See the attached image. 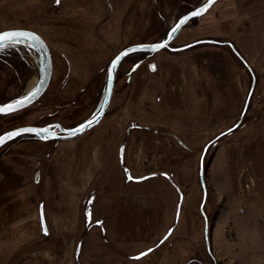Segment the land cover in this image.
<instances>
[{
	"label": "rangeland",
	"instance_id": "374dc122",
	"mask_svg": "<svg viewBox=\"0 0 264 264\" xmlns=\"http://www.w3.org/2000/svg\"><path fill=\"white\" fill-rule=\"evenodd\" d=\"M59 1L0 0V32L39 33L53 60L46 93L0 116V135L92 118L114 57L161 41L207 0ZM3 47L7 102L42 66L27 45ZM182 47L126 58L105 117L81 137L0 150V264H264V0H218L171 44Z\"/></svg>",
	"mask_w": 264,
	"mask_h": 264
},
{
	"label": "water",
	"instance_id": "95a60500",
	"mask_svg": "<svg viewBox=\"0 0 264 264\" xmlns=\"http://www.w3.org/2000/svg\"><path fill=\"white\" fill-rule=\"evenodd\" d=\"M217 1L218 0H207L202 5L194 8L187 14L181 16L170 28L165 39L154 43H141V44L131 45L120 51L114 57V59L111 61L109 65L105 95L101 102L98 112L92 118L80 123L79 125L71 129L65 128L60 123H54L46 126H32V125L23 126L9 130L0 135V150L7 144L11 143L12 141L24 135H31L40 141L50 142V141L76 139L86 134L90 130H92L94 127L100 124L102 119L105 117L108 108L112 102L114 89H115L116 75L121 63L127 57L138 53L155 54L166 49H169L173 52H178L180 50L185 49V47H182L180 49L179 48L172 49L171 44L178 37L182 29L188 23H190L193 19L201 17L202 15L206 14ZM0 37H7L6 39L0 41V49L7 43H11L15 40L20 41L22 42L21 44L31 47L38 54L42 66L38 83L34 86L33 89H31L23 97L17 100L5 104L0 103V115L7 116L31 107L43 97V95L46 93L51 83V79L53 75V60L47 42L39 33L35 31L28 29H9L5 31H1ZM137 67L138 65H135L133 69H136ZM252 92H253V88L248 96L247 103L251 98ZM237 127L238 125H235L231 129L226 131L223 135L232 132ZM209 146L210 143L205 147L200 163L201 164L200 181L203 187L204 201L206 200V196H207L205 177H204V158ZM122 151L123 149L121 148V153ZM126 175L129 179H131V175L128 170L126 171ZM88 216L90 217V213L88 214ZM40 218H41L43 231L46 232L47 231L46 222L42 209L40 210ZM171 232L172 229L168 232V234L164 237V239L161 242L166 240L168 236L171 234ZM206 239H207V230H206ZM152 250L153 249L144 251L139 255H136L134 258L136 259L142 258L147 254H149Z\"/></svg>",
	"mask_w": 264,
	"mask_h": 264
},
{
	"label": "trees",
	"instance_id": "16d2710c",
	"mask_svg": "<svg viewBox=\"0 0 264 264\" xmlns=\"http://www.w3.org/2000/svg\"><path fill=\"white\" fill-rule=\"evenodd\" d=\"M180 18V17H179ZM197 18H195V19H193L191 22H194L195 20H196ZM168 33V32H167ZM167 33L164 35V38L163 39H165L166 38V36H167ZM162 39V40H163ZM218 45L219 44H221V43H217ZM229 46V49H230V51L232 52V54L242 63V65L243 66H245L248 70H249V72L251 73V76H252V78H255V73H254V70H253V68H251L250 67V65H249V63L247 62V60H246V58L242 55V53L239 51V50H237V49H234L235 47H234V45L233 44H229L228 45ZM3 49H5V47H2L1 48V50H3ZM167 50H169V49H167ZM185 50V49H184ZM171 51V50H170ZM179 52V51H178ZM141 54H147V53H141ZM148 55V54H147ZM132 56V55H131ZM130 57V56H129ZM129 57H127V58H129ZM256 79V78H255ZM2 100H1V97H0V102H1ZM13 100H11V101H7V102H1V104H5V103H9V102H12ZM1 117H4L3 115H0ZM22 137H29V138H35V137H33V136H31V135H24V136H21V137H19V138H17L16 140H18V139H20V138H22ZM36 139V138H35Z\"/></svg>",
	"mask_w": 264,
	"mask_h": 264
},
{
	"label": "flooded vegetation",
	"instance_id": "af4514ba",
	"mask_svg": "<svg viewBox=\"0 0 264 264\" xmlns=\"http://www.w3.org/2000/svg\"><path fill=\"white\" fill-rule=\"evenodd\" d=\"M59 2H60V1H59ZM121 64H122V63H121ZM135 65H138V67H139V66H140V62L138 61V63H135V64L133 65V68H134ZM120 66H121V65H120ZM120 66H119V69H120ZM119 69H118V71H119ZM118 71H117V72H118ZM24 110H25V109H24ZM50 124H54V123H50ZM47 125H49V124H47ZM44 126H46V125H44Z\"/></svg>",
	"mask_w": 264,
	"mask_h": 264
},
{
	"label": "bare ground",
	"instance_id": "6f19581e",
	"mask_svg": "<svg viewBox=\"0 0 264 264\" xmlns=\"http://www.w3.org/2000/svg\"><path fill=\"white\" fill-rule=\"evenodd\" d=\"M183 29H184V28H183ZM12 43H15V44H21L22 42L15 40V41H13ZM34 84H35V83L33 82V85H32L31 87H33Z\"/></svg>",
	"mask_w": 264,
	"mask_h": 264
},
{
	"label": "snow or ice",
	"instance_id": "6c2138e0",
	"mask_svg": "<svg viewBox=\"0 0 264 264\" xmlns=\"http://www.w3.org/2000/svg\"><path fill=\"white\" fill-rule=\"evenodd\" d=\"M57 2H59V0H57ZM7 37H0V41H2L3 39H6Z\"/></svg>",
	"mask_w": 264,
	"mask_h": 264
}]
</instances>
